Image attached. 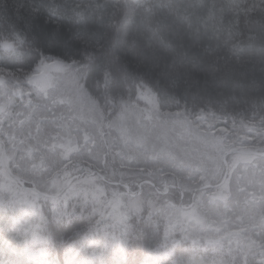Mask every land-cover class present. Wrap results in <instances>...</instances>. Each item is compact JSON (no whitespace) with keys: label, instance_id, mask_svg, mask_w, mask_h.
<instances>
[{"label":"rangeland","instance_id":"rangeland-1","mask_svg":"<svg viewBox=\"0 0 264 264\" xmlns=\"http://www.w3.org/2000/svg\"><path fill=\"white\" fill-rule=\"evenodd\" d=\"M228 1L243 11L258 7L253 0ZM79 69L52 58L27 74L0 68V195L25 207L30 222L39 203L69 215L68 203L90 206L86 216L100 237L88 240L86 261L75 264L125 254L133 219L153 212L170 240L226 244L242 259H264V157L233 153L224 160L232 149L263 151L264 127L209 111H162L148 91L112 113L87 91ZM6 160L37 190L18 184ZM74 176L61 195L49 196ZM27 228L28 255L42 264V238L32 223Z\"/></svg>","mask_w":264,"mask_h":264},{"label":"trees","instance_id":"trees-1","mask_svg":"<svg viewBox=\"0 0 264 264\" xmlns=\"http://www.w3.org/2000/svg\"><path fill=\"white\" fill-rule=\"evenodd\" d=\"M253 1L248 12L228 0H0V68L27 74L43 59L76 62L84 87L112 113L148 91L162 111H209L264 127V0ZM40 205L30 222L25 207L0 195V264H39L28 255L30 223L42 238V264L86 261L88 240L100 237L90 206L68 203L69 215ZM159 218L135 217L126 253H105L104 264H264L220 243L170 240Z\"/></svg>","mask_w":264,"mask_h":264},{"label":"water","instance_id":"water-1","mask_svg":"<svg viewBox=\"0 0 264 264\" xmlns=\"http://www.w3.org/2000/svg\"><path fill=\"white\" fill-rule=\"evenodd\" d=\"M233 153H243V154H250V155H256V156H263L264 157V150L263 151H257V150H244V149H236V150H231V151H228V152H226L225 153V155H224V160H225V158H226V156L227 155H229V154H233ZM6 166H7V168H8V171H9V173L21 184V185H23V186H25V180H23L21 177H19V176H17V175H15L14 173H13V171L11 170V168H10V166L8 165V162H7V160H6ZM227 175V171H226V173H225V176ZM76 176H74V177H72L68 182H67V184L64 186V188L59 192V193H57V194H55V195H51V197H57V196H59L62 192H64L65 191V189L69 186V184L72 182V180L75 178ZM206 187H208V186H205V187H203V188H206ZM128 191L130 192V190H129V188H128Z\"/></svg>","mask_w":264,"mask_h":264},{"label":"snow or ice","instance_id":"snow-or-ice-1","mask_svg":"<svg viewBox=\"0 0 264 264\" xmlns=\"http://www.w3.org/2000/svg\"><path fill=\"white\" fill-rule=\"evenodd\" d=\"M16 195H19V194H18V193L14 194V196H16ZM20 199H21V202H25L23 196H20ZM149 226H151V225L149 224ZM96 231H99V227H97ZM121 243H122V245H123V244H124V241H121Z\"/></svg>","mask_w":264,"mask_h":264},{"label":"bare ground","instance_id":"bare-ground-1","mask_svg":"<svg viewBox=\"0 0 264 264\" xmlns=\"http://www.w3.org/2000/svg\"><path fill=\"white\" fill-rule=\"evenodd\" d=\"M263 150H264V149H263ZM211 187H212V186H211ZM211 187H209V188H211ZM214 187H215V186H214ZM227 238H228V237H227ZM227 238H226V239H227ZM226 239H225V241L228 240V239H227V240H226ZM227 243H228V242H227ZM234 244H235V243H234ZM234 244H233V245H234ZM225 245H226V244H225ZM227 245H228V244H227ZM230 245H231V244H230ZM239 247H240V246H239ZM227 249H228V248H227ZM228 251H229V250H228ZM234 252H235V253H234ZM234 252H233V253L236 255V251H234ZM230 253H231V252H230ZM231 254H232V253H231ZM238 255H239V254H238ZM241 255H243V254H241ZM236 257H237V256H236ZM241 260H243V259H241ZM241 260H240V261H241Z\"/></svg>","mask_w":264,"mask_h":264}]
</instances>
